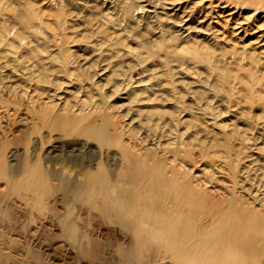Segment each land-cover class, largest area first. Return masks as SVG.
<instances>
[{
    "label": "bare ground",
    "instance_id": "obj_1",
    "mask_svg": "<svg viewBox=\"0 0 264 264\" xmlns=\"http://www.w3.org/2000/svg\"><path fill=\"white\" fill-rule=\"evenodd\" d=\"M88 1L126 31L144 20L149 39L75 36L70 0H0V218L49 209L74 264L103 246L111 264H264V154H242L258 137L244 113L264 111V0ZM128 55L156 81L106 74ZM39 254L27 262L56 264ZM0 264L26 263L0 247Z\"/></svg>",
    "mask_w": 264,
    "mask_h": 264
},
{
    "label": "rangeland",
    "instance_id": "obj_2",
    "mask_svg": "<svg viewBox=\"0 0 264 264\" xmlns=\"http://www.w3.org/2000/svg\"><path fill=\"white\" fill-rule=\"evenodd\" d=\"M70 1L71 3H68V10L71 13L70 19L72 24L76 26V30L79 32L78 34L75 33V36H79V35L86 36L90 32H96V30H100V29L109 32L113 30V28H115L116 32H118L121 36H127L126 38L127 44L130 45V47H134L135 41L137 40H141L142 42H144L145 39L146 40L149 39L148 28H146L144 24V20H142L139 23L133 24L132 25L133 29L126 31L122 29V26L119 25L112 26L111 23H109V21L105 19L106 14L110 15V12L105 9L104 5L95 4L93 2L90 3V1L88 0H70ZM259 15L262 16L261 20H263L264 12L260 13ZM99 48H100L99 50H101L103 53L107 52L109 53L108 55L111 56L112 52L109 49H107L108 47L106 45H101V46L99 45ZM79 52L81 53L82 56L86 57L88 62L92 60L94 61L95 60L94 58H96L91 53L90 49H83ZM111 58L113 59V57ZM100 60L101 59L99 58L96 59L98 63H100ZM109 62L110 65L109 67H107L108 70L106 71V74H108L111 70H115V72L126 73L131 80L145 79L148 76L147 72L145 71V67L146 68L151 67L154 66L155 64V62L147 63V60L144 61L137 59V57L133 55H128L125 58H123L122 62L117 67L116 65H113V62H111L110 60H108L107 63ZM100 65L101 63L98 64V67ZM258 69H259L258 72L260 74L263 73L264 69L262 67H259ZM197 70L203 72L201 66L197 68ZM173 75H176V73H174ZM108 77L110 78V81L108 83L109 85H111L112 82L117 79V77L114 76L113 74H111ZM148 77H150L147 80L148 83H152L156 81V79H154L151 75ZM104 79L105 77H101L97 79L98 80L97 83L99 84V87L104 95V98L108 100L109 104H111L113 107L118 106V108H116V115L120 123L124 126L129 125V123L127 122L129 118L133 116L134 114L133 110L131 108L126 109L127 108L126 106H123L122 109H119L120 108L119 105L122 102H125V100L123 101L118 97H114L110 93L111 87L108 84L103 85ZM185 79L187 81L190 80V78H185ZM214 81L215 80L212 78L210 79L209 83L211 84ZM262 81H264V78H262ZM213 96L216 97L215 99H217V96L214 93ZM244 117L246 119L245 122H248L250 120L249 123L250 126H252L250 133L258 137L255 139L254 141L255 143L253 142L252 145L253 148L249 147L245 150H242V154H264V111L262 113L260 112L259 108H257V106H254L251 110H247L244 113ZM142 127L140 129L138 127L134 128V130H136V135L139 138L140 137L143 138L144 135ZM53 199L54 197L49 198L50 200L49 203L52 202ZM56 207L57 210L61 212L60 217L64 218V212H63L64 209L62 208V206L60 204H57ZM17 210L20 211L18 212ZM50 213H51L50 210L47 209L44 213L37 215L34 212L30 213L28 209L25 210V208L21 206L18 207L16 206V209L15 211H13L12 214L13 217L10 216V217L0 218V247L6 251L12 252L18 258L20 263L32 264V263H28L27 261L31 258L32 249L35 248L40 252V254L38 255L40 259H47L53 261V263L56 264H63V263L74 264L75 263L74 261H76L75 258H77L76 257L77 250L76 248L75 249L73 248L72 241L66 239L64 235L61 234L59 227L60 224L59 220L55 217L54 214L52 215ZM114 241H115V237L112 235H106L103 238V242L105 243H113ZM115 245H117V243H115ZM113 252H114L113 247L103 246L98 250V256H99L98 259L95 261L94 260L90 261V263L111 264V255L113 254ZM66 260H68V262H66ZM39 263L40 261L36 263L33 262V264H39Z\"/></svg>",
    "mask_w": 264,
    "mask_h": 264
}]
</instances>
